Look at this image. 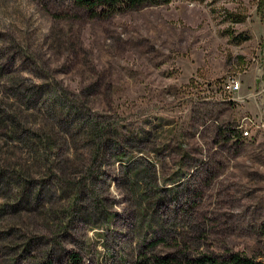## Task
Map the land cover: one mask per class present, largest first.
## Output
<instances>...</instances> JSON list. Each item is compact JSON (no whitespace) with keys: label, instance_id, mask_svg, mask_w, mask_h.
<instances>
[{"label":"rangeland","instance_id":"rangeland-1","mask_svg":"<svg viewBox=\"0 0 264 264\" xmlns=\"http://www.w3.org/2000/svg\"><path fill=\"white\" fill-rule=\"evenodd\" d=\"M263 109L264 0H0V264H264Z\"/></svg>","mask_w":264,"mask_h":264},{"label":"trees","instance_id":"trees-1","mask_svg":"<svg viewBox=\"0 0 264 264\" xmlns=\"http://www.w3.org/2000/svg\"><path fill=\"white\" fill-rule=\"evenodd\" d=\"M73 6L86 12L89 17L106 19L113 15L133 11L145 6L166 4L168 0H69ZM239 135V134H238ZM138 264H263L251 258L242 257L237 253L222 256L200 255L193 259L177 260L172 257L152 256L141 260Z\"/></svg>","mask_w":264,"mask_h":264},{"label":"built area","instance_id":"built-area-1","mask_svg":"<svg viewBox=\"0 0 264 264\" xmlns=\"http://www.w3.org/2000/svg\"><path fill=\"white\" fill-rule=\"evenodd\" d=\"M229 90H238L239 83L236 80H232L228 83ZM260 127L264 128V109H263V122L261 123ZM238 131V134L241 138H247L249 136L248 131L242 129L241 126L235 128Z\"/></svg>","mask_w":264,"mask_h":264}]
</instances>
